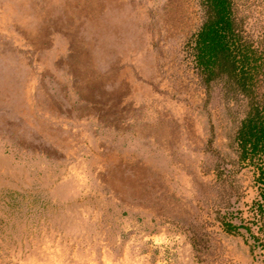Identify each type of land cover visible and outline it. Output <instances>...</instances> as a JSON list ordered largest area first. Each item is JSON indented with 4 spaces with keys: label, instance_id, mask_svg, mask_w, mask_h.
<instances>
[{
    "label": "rangeland",
    "instance_id": "obj_1",
    "mask_svg": "<svg viewBox=\"0 0 264 264\" xmlns=\"http://www.w3.org/2000/svg\"><path fill=\"white\" fill-rule=\"evenodd\" d=\"M229 2L246 90L197 64L207 0H0V264H264L225 226L257 198L264 0Z\"/></svg>",
    "mask_w": 264,
    "mask_h": 264
},
{
    "label": "trees",
    "instance_id": "obj_2",
    "mask_svg": "<svg viewBox=\"0 0 264 264\" xmlns=\"http://www.w3.org/2000/svg\"><path fill=\"white\" fill-rule=\"evenodd\" d=\"M211 15L197 35L194 47L195 59L199 67L215 74L228 73L246 90L244 72L240 65L244 57L237 53L235 43L232 12L229 0H207ZM248 92V91H247ZM241 161L246 163L253 172V182L257 190V198L250 208L251 217L237 226L226 223L230 233L243 229L253 241V247L264 249V106L255 104L249 116L244 120L238 133ZM253 227L255 229H253ZM256 230V232H254Z\"/></svg>",
    "mask_w": 264,
    "mask_h": 264
}]
</instances>
